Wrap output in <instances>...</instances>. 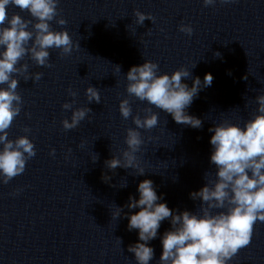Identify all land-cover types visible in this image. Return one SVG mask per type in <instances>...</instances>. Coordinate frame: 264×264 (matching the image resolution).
<instances>
[{"label":"clouds","instance_id":"9594fccd","mask_svg":"<svg viewBox=\"0 0 264 264\" xmlns=\"http://www.w3.org/2000/svg\"><path fill=\"white\" fill-rule=\"evenodd\" d=\"M60 0H0V184L7 185L15 177L23 174L28 161L36 156V147L28 135L9 139L8 130L21 113L23 99L17 92L22 76L27 82H38L42 72H29V64L21 63L27 56L37 66L51 68L50 49L59 50L61 57L69 56L79 49V41L74 42L69 32L53 30L51 23L67 24L58 8ZM229 3L230 0H220ZM216 0H203L205 7L214 6ZM16 7L20 12H28L31 19H25L19 13L8 15V7ZM137 26H143L145 20L152 23L155 17L138 9L133 11ZM179 31L191 36V25L181 23ZM221 54L215 53L216 57ZM19 65V67L17 66ZM121 71L119 65H115ZM196 66L194 64L193 68ZM160 72L159 64L151 60L139 66H132L126 74L128 81L126 92L141 102L171 114L177 124L195 129L203 127L201 119L189 115L186 111L202 87L211 86L213 76L205 75L203 83L199 77L193 79L189 87L182 81L191 78V71L181 67L170 75ZM247 79V76L244 77ZM73 99L62 104L65 111H71V118L61 121L65 130L77 128L88 117L89 107L73 108L76 92L68 89ZM85 94L90 103H101L98 88L89 85ZM257 108L243 127L229 120L210 127L212 152L210 164L216 168L215 179L204 173L205 185L190 193L193 201H200L199 214L188 210L173 211L158 196L154 183L145 179L138 185L139 199L129 196L124 207L140 210L135 214L124 213L116 206L111 215L128 217V230H138L139 242L130 244L128 251L134 254L137 264H149L154 258V249L149 242L157 238L161 222L169 220L171 229L164 232L161 239L162 255L158 264H229L242 248L251 242L257 221L264 222V94L255 97ZM143 117L133 115L129 99L119 103V112L123 119L131 117L135 127L126 129L124 149L120 157L113 156L105 161V166L114 172L117 168L134 169L135 175H144L145 169L137 153L145 143L140 129L150 131L157 127L159 114L152 107L143 109ZM25 127L24 132L29 133ZM149 140L152 137H148ZM51 149L50 155H55ZM71 151V149H69ZM99 159L97 154L95 163ZM111 177L103 176L105 182ZM115 187V185H112ZM127 187V184L120 188ZM122 243L120 238H117Z\"/></svg>","mask_w":264,"mask_h":264},{"label":"water","instance_id":"95a60500","mask_svg":"<svg viewBox=\"0 0 264 264\" xmlns=\"http://www.w3.org/2000/svg\"><path fill=\"white\" fill-rule=\"evenodd\" d=\"M213 78L211 86L202 87L186 109L189 115L201 119L202 128L177 124L171 114L167 115L143 135L145 143L137 156L144 175L124 168L113 172L103 165L0 231V264H137L128 246L139 242L138 230H128L127 216L116 218L111 214L116 206L129 215L140 210L124 206L129 196L139 199L138 185L145 179L152 180L157 195L162 196L158 202L173 211L199 214L200 201H193L190 193L205 185L206 171L211 174L208 179H215L216 171L210 164L213 133L208 129L223 120L243 127L254 114L255 97L264 94V37ZM105 174L110 181L103 180ZM125 184L127 187L120 188ZM170 229L169 220L161 222L157 238L148 244L154 249L149 264H158L163 251L161 239ZM229 264H264V222L257 221L250 244Z\"/></svg>","mask_w":264,"mask_h":264}]
</instances>
